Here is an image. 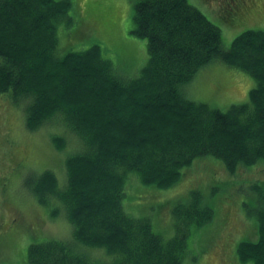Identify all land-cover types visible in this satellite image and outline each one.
I'll return each mask as SVG.
<instances>
[{
  "label": "trees",
  "instance_id": "16d2710c",
  "mask_svg": "<svg viewBox=\"0 0 264 264\" xmlns=\"http://www.w3.org/2000/svg\"><path fill=\"white\" fill-rule=\"evenodd\" d=\"M134 1L133 33L146 40L148 56L139 76L124 82L98 46L61 56L56 24L69 0H0V96L22 106L26 130L60 127L52 142L66 153L65 184L44 170L32 192L42 205H60L71 235L30 244L24 264H196L201 254L188 245L189 227L214 218L201 188L170 206L173 230L163 223L158 230L124 204L128 179L167 190L204 158L220 160L232 176L264 162V30L247 29L225 46L219 28L188 0ZM247 14L231 15L238 22ZM213 62L252 77L246 102L221 111L185 97L183 85ZM258 193L253 240L237 244L232 264H264ZM227 206L237 203L217 207L219 237L232 219Z\"/></svg>",
  "mask_w": 264,
  "mask_h": 264
},
{
  "label": "rangeland",
  "instance_id": "374dc122",
  "mask_svg": "<svg viewBox=\"0 0 264 264\" xmlns=\"http://www.w3.org/2000/svg\"><path fill=\"white\" fill-rule=\"evenodd\" d=\"M69 2L66 18L56 24L61 56L98 46L124 82L138 77L148 55L146 40L132 33L135 1ZM188 3L219 28L225 46L247 29L264 30V0H188ZM239 9L248 14L241 15L237 22L231 14L235 16ZM254 86L255 81L245 72L213 62L198 70L183 85L182 92L192 101L226 111L232 105L246 102ZM6 96H0V264H24L30 244L43 239L67 240L71 235V225L60 205H42L32 192L34 181L44 170L52 171L60 186L65 184L66 153L57 152L52 142L63 131L60 127L47 125L36 132L26 130L22 106L14 105ZM73 146L68 142L66 150L72 151ZM221 165L220 160L213 158L196 161L185 171L180 185L167 190L139 182L138 185L130 177L124 204L135 210L137 216L149 217L158 230H164L163 225H171L173 230L170 206L189 189L201 188L200 193L212 207L214 218L202 226L190 225L188 245L191 242L193 250L201 254L196 264H220L222 249L228 241L229 250L222 264H232L237 244L253 240L249 236L253 237L252 228L256 224L254 207L260 198L258 190L264 192V162L249 166L250 171L240 168L234 176L227 175ZM230 201L236 202L237 207H224L223 211L232 214V219L229 217L231 222L219 237L222 225L217 207ZM54 208L59 210L57 215L51 214ZM89 254L105 259L97 250Z\"/></svg>",
  "mask_w": 264,
  "mask_h": 264
},
{
  "label": "flooded vegetation",
  "instance_id": "af4514ba",
  "mask_svg": "<svg viewBox=\"0 0 264 264\" xmlns=\"http://www.w3.org/2000/svg\"><path fill=\"white\" fill-rule=\"evenodd\" d=\"M245 10H247V9H245ZM242 11H243V12H242ZM237 13H238V14H240V13L243 14V13H244V9H243V10H240V9H239L237 12H235V14H237Z\"/></svg>",
  "mask_w": 264,
  "mask_h": 264
}]
</instances>
